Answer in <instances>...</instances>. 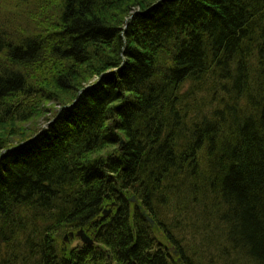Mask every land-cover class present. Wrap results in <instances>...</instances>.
<instances>
[{"label": "trees", "instance_id": "trees-1", "mask_svg": "<svg viewBox=\"0 0 264 264\" xmlns=\"http://www.w3.org/2000/svg\"><path fill=\"white\" fill-rule=\"evenodd\" d=\"M16 3L30 24H0V264H264V0ZM93 80L6 149L1 126L24 133L42 96Z\"/></svg>", "mask_w": 264, "mask_h": 264}, {"label": "rangeland", "instance_id": "rangeland-1", "mask_svg": "<svg viewBox=\"0 0 264 264\" xmlns=\"http://www.w3.org/2000/svg\"><path fill=\"white\" fill-rule=\"evenodd\" d=\"M25 7V4L18 6L16 3V0H0V24H3L7 26L10 24L12 27V30H16L19 33L24 31L26 28L25 26H29V24H26V19H25V12L22 14V8ZM23 16V17H22ZM25 19V20H24ZM27 22H30L29 20ZM11 30V31H12ZM63 99H69L68 96H62L60 97V100ZM53 101H49L44 105V108H46L47 112H44L43 114H40L39 116H36L26 122L20 123L17 128L15 126L12 127L13 130H11V133L13 132H19L20 130H24L23 132L25 133H17L18 135H12V134H7L4 128L5 126H1L2 131L1 133H4L6 138L8 140H13L11 142H7L5 146H11V145H16L17 143L22 141V138L26 137L27 135L34 134L35 131L39 130L40 128L43 127V125L46 123L47 119L52 116V114L58 110L57 103ZM5 131V132H4ZM11 147H6L7 150H10ZM16 147V146H14ZM7 150H3L2 154L6 152ZM109 207H105V211H108ZM159 236V239L166 243L164 240V237L161 233L157 234Z\"/></svg>", "mask_w": 264, "mask_h": 264}, {"label": "bare ground", "instance_id": "bare-ground-1", "mask_svg": "<svg viewBox=\"0 0 264 264\" xmlns=\"http://www.w3.org/2000/svg\"><path fill=\"white\" fill-rule=\"evenodd\" d=\"M159 4V2H157V3H155L154 5H153V7H156L157 5ZM152 7V8H153ZM150 9H148L147 11H145V12H148ZM127 20H128V18L126 19V22H125V25H124V29H126L127 28ZM159 28H161V26L159 27ZM115 57H117V58H120L121 59V61H120V65H119V67L120 68H122V67H126L127 65H131L132 64V60H131V55L129 54V52L127 51V50H125L124 48H121L120 50H119V53H115ZM100 79H101V77H99V78H97V80H99L100 81ZM96 81V80H95ZM95 81L93 80L92 82H90L87 86H86V88L84 89H82L81 91H80V93L78 94V96H77V98H75V100L72 102V100L70 101V100H66V104H61V103H57V106H58V110H56L53 114H52V116L50 117V118H48L47 119V121H46V123L43 125V127L42 128H40L39 129V131L38 132H35L34 134H33V137L32 138H30V139H28V140H26V141H22V142H20L16 147H20V146H22L23 144H25V143H28L30 140H32L33 138H35V137H37L38 135H40L44 130H47L56 120H57V118L59 117V115H60V113H61V111L63 110V109H66L67 107H69V106H72V105H74L75 103L77 104L78 103V100H79V96H80V94L81 93H83V91L84 90H86V89H88V88H90L91 86H94L93 84L95 83ZM50 88V87H49ZM51 89V88H50ZM35 94H34V96H33V99H35V97H39V93H36V92H34ZM54 97H55V95H54ZM79 97V98H78ZM48 96L46 97V96H42V100H43V104H46V103H48L49 101H48ZM26 99V98H25ZM78 99V100H77ZM77 101V102H76ZM72 102V103H71ZM71 103V104H70ZM44 112H47V110H46V108H44V111H43V113ZM42 113V114H43ZM18 149H20V148H18ZM36 152V151H35ZM31 154H34V153H31ZM113 206H115V203H113ZM111 213V212H110ZM109 213V214H110ZM109 216V215H108ZM108 216H106V217H108ZM103 217L105 218V216L103 215ZM152 224V223H151ZM152 225H154V221H153V224Z\"/></svg>", "mask_w": 264, "mask_h": 264}, {"label": "water", "instance_id": "water-1", "mask_svg": "<svg viewBox=\"0 0 264 264\" xmlns=\"http://www.w3.org/2000/svg\"><path fill=\"white\" fill-rule=\"evenodd\" d=\"M131 200L136 201L135 198H132ZM110 212H111L110 210L104 211V216L105 217L108 216ZM149 221L153 224V220L151 218H149ZM71 236L73 237L74 235L71 233ZM77 236L81 237V239L86 243H90V244L93 243V240H91V238L84 232V230H80L77 233Z\"/></svg>", "mask_w": 264, "mask_h": 264}]
</instances>
